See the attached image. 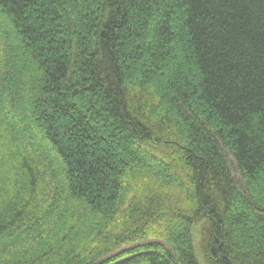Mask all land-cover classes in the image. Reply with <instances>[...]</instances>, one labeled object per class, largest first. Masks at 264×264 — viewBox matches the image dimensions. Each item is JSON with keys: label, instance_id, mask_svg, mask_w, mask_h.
I'll list each match as a JSON object with an SVG mask.
<instances>
[{"label": "trees", "instance_id": "1", "mask_svg": "<svg viewBox=\"0 0 264 264\" xmlns=\"http://www.w3.org/2000/svg\"><path fill=\"white\" fill-rule=\"evenodd\" d=\"M0 264H264V0H0Z\"/></svg>", "mask_w": 264, "mask_h": 264}, {"label": "rangeland", "instance_id": "2", "mask_svg": "<svg viewBox=\"0 0 264 264\" xmlns=\"http://www.w3.org/2000/svg\"><path fill=\"white\" fill-rule=\"evenodd\" d=\"M149 241H155V240H149ZM149 241L148 240L147 241H142V242H139L137 244H143V243H146V242H149ZM131 246H133V245H128V246H126V248L131 247Z\"/></svg>", "mask_w": 264, "mask_h": 264}]
</instances>
